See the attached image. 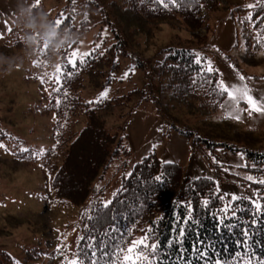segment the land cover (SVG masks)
Instances as JSON below:
<instances>
[{
  "label": "rangeland",
  "instance_id": "obj_1",
  "mask_svg": "<svg viewBox=\"0 0 264 264\" xmlns=\"http://www.w3.org/2000/svg\"><path fill=\"white\" fill-rule=\"evenodd\" d=\"M108 1L0 0V128L7 134L0 139V253L10 257V264H64L65 260L74 258L79 237V207L70 203L57 205L38 165H25L12 153L24 148L40 152L53 143L54 114L41 115L39 110L44 103L42 92H47L63 61L59 49L67 37L66 32L57 34V31L71 10L73 28L69 42L74 44L69 51L89 52L97 45L110 43L112 32L101 21L103 13L99 10L103 7L108 13ZM228 2L232 7H248L256 0ZM34 6L41 8L37 19L30 13ZM80 11L87 18L85 28L79 27ZM206 14L211 27L208 45L197 50L204 54L205 66L208 68L210 61L211 67L221 73V81L240 89L246 86L248 94L259 102L264 97V55L244 53L238 26L228 10L217 6ZM198 32L204 33L200 29ZM154 34L153 43L147 49L142 35L128 46L129 53L144 62L148 77L129 56L121 60L108 83L97 88L87 85L80 93L82 99L96 101L105 89H108L106 98H110L124 95L136 86L146 89L151 97L134 100L127 107L116 106L106 118V127L123 136L130 156L127 160L117 158L109 165L93 184L84 206L91 202L95 192L103 204L109 201L119 188L122 176L151 151L162 162L178 164L185 180L199 176L214 179L215 189L223 194L226 202L232 195H255L251 181L244 177L251 175L259 180L264 175L256 176L248 168L255 164L244 151L264 152V114L253 112L249 116L247 111H242L249 108L244 100L238 104L226 103L225 96L221 103L224 107L220 105L213 115H193L187 114L176 100L162 97L154 62L162 56V47L184 44L188 33L174 22H164L155 25ZM55 35L56 53L47 58L38 43L45 47ZM17 39L33 42L29 48L15 46ZM9 62L14 64L4 71ZM125 72L129 75L122 79ZM236 115L240 117L238 120L232 118ZM178 129L218 144L211 148L202 143L198 148ZM63 244L65 250L56 251Z\"/></svg>",
  "mask_w": 264,
  "mask_h": 264
},
{
  "label": "trees",
  "instance_id": "obj_2",
  "mask_svg": "<svg viewBox=\"0 0 264 264\" xmlns=\"http://www.w3.org/2000/svg\"><path fill=\"white\" fill-rule=\"evenodd\" d=\"M253 5L251 8L238 5L232 7L228 0H198V3L188 0L181 3L180 7H173L171 4L164 7L160 0H109L106 4L108 13L103 7H99L103 13L101 21L106 22L111 29V42L93 47L89 51L92 55L86 57L83 64L77 59L75 68L69 65L64 69L65 75L60 76L59 92L53 91L57 87L55 80L50 82L47 92H42L44 103L40 106L39 113L54 114L51 125L53 143L39 157L35 155L37 152L33 148L12 153L25 165H38L57 205L70 203L79 207V237L75 253L79 249L82 259L83 254L89 251L86 248L89 243L93 247L103 243L108 246L105 248L108 251L114 243L122 240L121 233L131 230V235L123 240L126 247L136 236L144 235L142 230L151 227L152 234L158 239L162 249L160 258L164 259V264H177L175 258L179 254L177 250L180 245L174 244L169 248L167 243L177 235L180 227H184L183 247L186 251L183 255L192 259V264H196L192 245L197 232L206 241L204 246L208 243L213 246L208 253L209 258L219 259L221 264H230L235 254L240 251L236 242L244 239L240 225L248 227L249 247L258 257L264 256V214L256 219L253 226L254 217L249 202L237 200L232 207L235 209L239 206L244 211L237 213L238 219L225 220V223L238 226L232 230L221 226L217 230V219L224 215L220 210L227 202L223 194L215 189L214 179L199 176L185 180L184 172L178 164L162 162L153 151L133 165L129 172L131 175L122 176L119 188L109 200L111 203L105 206L95 192L91 202L84 206L93 191V184L102 177L109 165L117 158L124 157L127 160L130 156L123 136L106 127V118L113 113L116 106L127 107L134 100L151 98L146 89L134 86L121 96L86 101L80 95L84 87L88 85L97 88L108 83L119 69L121 60L129 56L148 77L144 62L134 53H129V43L142 35L147 49L153 43L155 25L174 22L187 31L188 38L184 44L162 47V56L155 60L153 68L160 94L179 102L187 114L211 116L218 111L226 94L221 95L215 88V83L221 81V73L214 67L212 72H208L204 54L197 51L208 45V34L211 31L209 14L200 16V13L203 7L207 13L217 6L228 10L230 18L238 26L244 53L253 56L260 52L264 55V0H256ZM30 13L37 19L41 8L34 6ZM78 15L79 27L85 28V13L80 11ZM72 28L73 16L70 10L57 31V34L66 32L67 37L59 49L63 59L61 66L66 63V53L74 44L69 42ZM199 29L204 33L200 34ZM55 39L56 35L45 47L38 43L47 58L56 53ZM31 42L33 40L17 39L14 45L29 48ZM197 54L201 59L200 64L195 62ZM12 64L14 63H7L4 71ZM68 72L72 73L70 77L67 76ZM57 98L61 101L59 107L56 106ZM178 132L190 138L192 144L198 148H201L202 143L211 148L218 144L193 135L188 130L178 129ZM6 137L7 134L0 128V139ZM244 154L255 164L248 168L256 176L264 175V152L244 151ZM125 165L126 162L123 163ZM157 177L160 179L157 180ZM251 186L256 193L264 196V185L251 182ZM220 196L223 199H219ZM205 200L208 201L207 206L204 204ZM261 202L264 204V201ZM189 206L192 209V220L198 222L196 224L191 221L188 224L182 223L188 217ZM113 227L117 231H110ZM81 237L84 239L81 240ZM152 242L155 241H149ZM64 250V244L56 249ZM99 255L100 252L97 251V256ZM9 261V256L0 253V264H10ZM200 264L205 262L201 260Z\"/></svg>",
  "mask_w": 264,
  "mask_h": 264
},
{
  "label": "snow or ice",
  "instance_id": "obj_3",
  "mask_svg": "<svg viewBox=\"0 0 264 264\" xmlns=\"http://www.w3.org/2000/svg\"><path fill=\"white\" fill-rule=\"evenodd\" d=\"M74 2V0H73ZM161 3L164 4V7H168L171 4L173 7H180L181 3L188 2V0H167L165 3L164 0H160ZM198 3V0H195ZM202 7V5H200ZM249 8L254 7V5H248ZM251 14H249V18ZM99 47V45H97ZM175 54V53H171ZM91 52H79L78 50H72L66 53V63L64 65L58 66V75L53 77L55 80L57 87L53 89V91L59 92L60 91V76L65 75L64 69H66L69 65L72 68L76 67L77 59H79L80 64L85 62V58L91 56ZM197 64L201 63V59L197 54V59L195 61ZM208 72H212L213 69L211 67V62L208 61ZM71 72L67 73V76H71ZM129 75L128 72L124 73L123 78H127ZM243 80L244 78L241 77ZM195 82V81H194ZM216 90L221 94H226V103L228 101L235 102L238 104L241 100H244L248 105L249 108L242 110L247 111L248 115L251 116L253 112L264 114V97L260 98L259 102L257 99H254L251 95L248 94V89L245 86L243 89L237 88L236 86H229L225 84L223 81H219L215 83ZM108 89H105L104 92L101 93L100 99H104L107 97ZM65 95H67L65 93ZM61 101L59 98L56 99V106L59 107ZM91 103V102H90ZM224 107V105H221ZM231 115V113H229ZM234 119H239V115L233 116ZM2 146V145H0ZM155 147V145H153ZM21 151H29V149L24 148ZM43 150L40 152L35 153L37 157L42 154ZM127 175H131L128 173ZM246 180L251 181L253 183H258L264 185V178L257 180L251 175L244 177ZM157 180L160 177L156 178ZM115 195V193L113 194ZM219 199H223L222 196L218 197ZM240 200V201H248L251 206V214L254 217L252 221V225L254 226L256 223V219L259 218L261 214H264V204L261 201H264V196L260 193H256L255 195L243 196V195H232L230 200L224 205V207L220 210L224 215L217 219V230L220 229L222 226L223 228L232 230L233 228L237 227L238 224L233 223H225V220L231 221L234 218H237V213L239 211H244V209L239 208L237 206L235 209L232 207L233 202ZM111 203L110 201L105 202V206ZM205 206H207L208 201H204ZM238 219V218H237ZM191 221L193 224L198 223L195 220H192V209L189 206L188 210V217L182 222L183 224H188ZM241 227V234L243 235L244 239L238 240L237 246L240 248V251L235 254L234 259L230 262V264H264V256L258 257L254 250L249 247L248 241L250 239V234L248 231L247 226L240 225ZM110 231H117L115 227L110 229ZM144 231V235L138 239H133L130 243L125 247L123 240L131 235V230L127 232L121 233L122 240L120 242L114 243L108 251H105V248L108 246L101 243L98 247H93L91 243L86 245V248L89 251L83 254L84 258H81V252L78 249L77 252L74 254V258L72 260H65L64 264H164V259H161V251L159 241L155 238L152 234V228L150 227ZM174 231H176L174 229ZM185 237V228L180 227L177 235L170 239L167 243V247H172L174 244L180 245L178 248V255L176 256L175 260L177 264H192V259L185 258L183 253L186 251L183 247V241ZM81 240L84 237L80 238ZM91 239V238H89ZM150 240H154L155 242L149 243ZM79 243V241H78ZM206 241L200 236L199 232H197L196 239L192 245V252L196 257V264H200V261L203 260L205 264H221L219 259H211L208 256L210 250H212V245L210 243L207 246H204ZM97 251L100 252L99 257L97 256ZM122 257V259H121ZM225 264H229V262H225Z\"/></svg>",
  "mask_w": 264,
  "mask_h": 264
},
{
  "label": "built area",
  "instance_id": "obj_4",
  "mask_svg": "<svg viewBox=\"0 0 264 264\" xmlns=\"http://www.w3.org/2000/svg\"><path fill=\"white\" fill-rule=\"evenodd\" d=\"M206 15V8H202V12L200 13V16H205Z\"/></svg>",
  "mask_w": 264,
  "mask_h": 264
}]
</instances>
